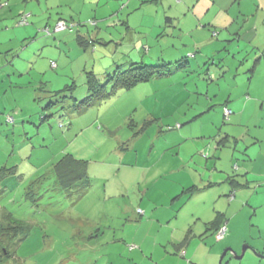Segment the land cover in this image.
<instances>
[{
  "label": "rangeland",
  "instance_id": "374dc122",
  "mask_svg": "<svg viewBox=\"0 0 264 264\" xmlns=\"http://www.w3.org/2000/svg\"><path fill=\"white\" fill-rule=\"evenodd\" d=\"M155 1L140 8L133 0L126 8L128 0H0L12 14L5 18L10 28L0 25V55L8 54L7 64L0 62V222L12 213L28 233L9 245L13 255L0 264H264V121L224 116L237 91L249 97L254 58L245 60V41L234 37L220 47L223 33L211 29L199 34V41L211 40L200 48L185 47L192 38L180 42L178 28L151 31L156 9L170 3ZM26 13L28 26L40 20L53 29L60 17L80 24L56 38L43 25L17 42L13 31L28 26L16 18ZM100 14L109 21L96 26L91 20L100 19L90 17ZM78 34L94 46L81 45ZM19 52L24 58L12 65ZM133 62L166 65L169 73L76 112L70 90L51 99L36 90L75 84L79 102L88 94V71L104 79ZM252 79L251 91L264 84V71ZM89 125L100 134H83ZM80 141L90 184L68 191L57 185L52 165ZM218 211L226 214L222 240L206 231Z\"/></svg>",
  "mask_w": 264,
  "mask_h": 264
},
{
  "label": "crops",
  "instance_id": "0c3cea01",
  "mask_svg": "<svg viewBox=\"0 0 264 264\" xmlns=\"http://www.w3.org/2000/svg\"><path fill=\"white\" fill-rule=\"evenodd\" d=\"M38 1L40 2V4H42V2H45L51 5L52 0H48V1L38 0ZM132 1L133 0H128L126 8L129 7ZM136 1H139V3L141 4L140 8L149 6V5L153 6L156 3L155 0H136ZM9 7L7 6L6 8L0 9V21H2L0 25H5L7 28H10V27L8 23L7 24L5 23V20L8 17H11L12 15L8 13L7 11ZM162 7L164 9L163 11H161L160 8L156 9V13L153 15L155 19L154 20L155 23H154V26L152 25L153 29L151 31H153L156 27H160L163 25L170 26V28L171 27L178 28L180 30V42H185V38L187 37L192 38L189 42H185L186 43L184 45L185 47L187 46V43H191V44L193 43L196 48H200V46H204L205 44L209 45V42L211 40H208L206 43H204L205 41L198 40V37L200 36L199 34L203 31H208V29H211L212 34L214 32H217L218 36L223 33V37H221L222 39H221L220 47L222 46V42L228 40V38H231V37L237 38L239 41H245V45H242L240 47V49H243L242 50L243 55L246 54L245 60H248V57L254 58V62L250 67V71L252 72V74L249 80V83H250L249 88H248L249 97L247 99L241 98L240 95L242 93L237 91L235 93L237 94L235 98L233 100H231L230 98L225 103L224 107L227 106L228 109L231 110V115L233 119L235 120L238 119L237 121L240 123L243 121L244 117L252 116V114H254L260 122L264 121V84H259L255 88V90L251 91V87L253 86L252 78L253 76H255L256 71L257 73L259 69L264 71V0H170L168 7H164V6ZM135 8L138 9V7H135ZM33 11L36 12L35 10ZM28 14H31V13H28ZM115 14L116 12H114L110 16H113ZM20 17L16 18L17 19L16 21H18ZM30 18L32 17L30 16ZM94 18L100 19L98 20L97 25H99L100 21H103L104 23L109 21V17H107L104 14L102 15L100 14L99 16L95 15L94 17H90V19H94ZM127 20L124 21V24H126L129 28V22H127ZM39 21L38 23L41 26L39 27L28 26L27 30H24L22 32H20L19 30H16L19 28H16L14 31L11 29L14 32V40H16L17 42L20 41V39H22L25 35H29L30 32L34 33L36 30L37 31L40 30L41 27H43V25L51 26L48 21L47 22H44V21L39 22ZM138 27H144V26L141 24V25H138ZM2 33L4 32H0V35ZM139 33H140V30H139ZM58 35L60 38L63 37L60 34ZM48 37H51V36H48ZM52 37L56 38L55 34L52 35ZM214 38H217V37H214ZM8 41H9V44L14 45L12 40L8 39ZM40 42H45V41L43 39ZM175 42H178V41H175ZM0 46H2L1 42H0ZM216 48L218 47L216 46ZM13 49L15 50V48ZM223 50L226 51V49H223ZM1 51H2V47L0 48V52ZM216 52H219V51H216ZM189 53L190 52H188V54ZM180 54L181 56L183 55L182 53ZM7 55L8 54H6L5 56L6 59H3V57L0 55V60H1L0 62H2L3 66L7 64ZM24 55H25V52H22V53L19 52L16 55L17 59H15V56H12V59H10L9 62H11V64L14 65L17 61L22 60L24 58ZM191 55H194V54H191ZM181 59H178L177 61ZM42 83L45 85L46 83L48 84L47 81H44ZM41 87L46 88V86H41ZM41 87H38L36 90L38 91V89ZM53 88L54 87H51L52 90H54ZM83 130H84L83 134L84 132H87V131H91V132L98 131V133L100 134L99 130L95 128V125L94 126L89 125L85 127ZM83 148H84V144L81 143L80 141L76 144L75 143H73L72 145L70 144L68 148L66 149V151L68 153L73 154L78 159L87 160L86 158H84V156L78 155L79 152L83 153ZM72 150H74V152H72Z\"/></svg>",
  "mask_w": 264,
  "mask_h": 264
},
{
  "label": "trees",
  "instance_id": "16d2710c",
  "mask_svg": "<svg viewBox=\"0 0 264 264\" xmlns=\"http://www.w3.org/2000/svg\"><path fill=\"white\" fill-rule=\"evenodd\" d=\"M3 4H0V9L3 7ZM31 14H23L19 20L18 25L20 26H28L31 24L30 21ZM25 19V22L23 21ZM59 21H64L67 24L66 30H74L76 27V23L80 24V21H74L71 19V21L65 19V18H59L52 29L50 26H45L41 31L46 33V35L51 36L55 33H58L59 31H56V25ZM96 25L98 24L97 20H91ZM83 25V23L81 24ZM65 30V29H64ZM79 43L81 45H85L86 48L94 46V40L92 38H87L85 35L78 34L77 37ZM186 57H183L185 59ZM181 59V60H183ZM180 61V60H179ZM179 63V62H178ZM120 66V65H118ZM169 68H167L166 65H154V64H147L143 62H133L131 65L123 70H120V67H117L116 71L113 73H107L104 77L97 76L93 71H88L86 73V84L88 86V94L83 99L79 100L73 95L72 90L73 87H75V84L66 86V89H60L57 91L54 90H48L47 87H41L38 89L40 92H47L48 96L50 97H57L59 94L64 93L63 97L67 98L66 91L70 90L71 92V98L74 99V108H70V112H76L80 109L87 108L94 103L104 100L108 97H110L111 94H113L117 89L124 88L126 90L132 88L137 83L141 81H147L153 77H159L161 75H168ZM111 84V89H108V86ZM72 88V89H71ZM40 99V98H38ZM76 102V103H75ZM54 102H50L48 105H46V109H49L50 107L54 106ZM226 107V108H225ZM225 109H228L227 106H225ZM225 115V114H224ZM50 115L43 116V120H46ZM226 117V116H225ZM230 117V116H229ZM229 117H226L227 119ZM72 126V123L70 122L67 125V128H70ZM89 161L78 159L71 153H64L55 163L52 165V171L54 173V176L56 178L57 185L65 190L71 191L74 190L77 187H80L81 184L84 182L90 181L89 178ZM17 167H15V174H16ZM14 174V175H15ZM5 177V176H4ZM43 177V175H41ZM229 182L231 184L238 183L235 181L234 177L230 176ZM84 184V185H88ZM88 187H85L84 190L78 191L79 195L84 194ZM188 190H199L197 186H191L187 188ZM186 189V190H187ZM235 195V192H233L230 196L232 199ZM226 216L224 212L218 211L216 219H213L212 221L206 223V231H215L216 237L217 235L222 231L223 228L227 231V226L224 223L223 224V217ZM4 221L0 222V262L7 261L11 256L13 255L11 251H9L8 247L11 246L13 242L23 234V236H27L28 233H23L24 230V224L17 220L12 213H8L4 215L3 218ZM192 231V230H190ZM226 234V232H225ZM225 237V235H224ZM223 237V238H224ZM222 238V239H223ZM189 239V236H187L184 241L179 245L180 250L184 248V246L187 244ZM221 239V240H222ZM217 240V238H216ZM15 243V242H14ZM137 264V263H136Z\"/></svg>",
  "mask_w": 264,
  "mask_h": 264
},
{
  "label": "built area",
  "instance_id": "2783aa9c",
  "mask_svg": "<svg viewBox=\"0 0 264 264\" xmlns=\"http://www.w3.org/2000/svg\"><path fill=\"white\" fill-rule=\"evenodd\" d=\"M23 21L25 22V19H23ZM66 28H67V24L64 21H59L56 25V31H62ZM52 66H56V64L52 62ZM230 114H231V110L225 109V116L229 117ZM225 230H226L225 228L222 229V231L217 235V239H222L224 237Z\"/></svg>",
  "mask_w": 264,
  "mask_h": 264
},
{
  "label": "water",
  "instance_id": "95a60500",
  "mask_svg": "<svg viewBox=\"0 0 264 264\" xmlns=\"http://www.w3.org/2000/svg\"><path fill=\"white\" fill-rule=\"evenodd\" d=\"M247 247H248V246H244L242 254L236 256V258L241 259V258L243 257V255H244V253H245ZM227 251H228V250H226V251L224 252V254H226ZM224 254H223V256H224ZM223 256H222V258H223Z\"/></svg>",
  "mask_w": 264,
  "mask_h": 264
},
{
  "label": "bare ground",
  "instance_id": "6f19581e",
  "mask_svg": "<svg viewBox=\"0 0 264 264\" xmlns=\"http://www.w3.org/2000/svg\"><path fill=\"white\" fill-rule=\"evenodd\" d=\"M225 232H226V230H225ZM225 235V234H224ZM217 238V237H216ZM217 240H221V239H217Z\"/></svg>",
  "mask_w": 264,
  "mask_h": 264
}]
</instances>
